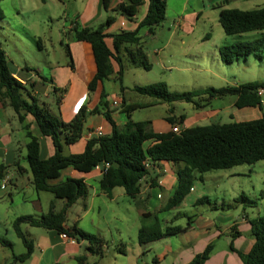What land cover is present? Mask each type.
<instances>
[{
    "label": "trees",
    "instance_id": "trees-1",
    "mask_svg": "<svg viewBox=\"0 0 264 264\" xmlns=\"http://www.w3.org/2000/svg\"><path fill=\"white\" fill-rule=\"evenodd\" d=\"M108 3L109 0H102L103 9L107 10ZM145 3V13L132 31L106 33V28L114 21L113 15L107 16L96 27H83L75 21L71 23L69 31L72 39L91 45L96 64V72L87 84L88 95L94 93L98 87H100V92L96 105L87 110L86 104H81L74 117L68 122H64L53 113L45 102L39 100L23 82L13 75L6 53L0 47V99L7 101L20 122L24 121L25 115L30 114L39 133L49 137L54 148L52 155L41 158L39 141L29 131L28 125L24 124L27 136L26 160L31 183L36 191H48L56 199L64 201L59 211H55L54 202H51L48 213L44 215L38 217L19 215L13 219V231L22 241L25 251L18 255L13 254L8 264L22 262L32 253L33 240L23 231V224L53 229L77 240H86L90 252L101 254L102 246L106 244L102 237L76 226H65L67 209L77 199L87 195L88 186L83 179L72 177H67L56 184H50L49 180L57 178L63 168L72 167L79 172L87 173L99 166L101 170V177L98 180L100 190L110 196L114 187H121L128 198L134 201L140 193L141 179L149 173L154 163L159 161L180 163L182 167L176 172L177 186L159 210L161 212L180 206L189 193L196 174L201 177L202 174L214 169H227L235 165L252 164L264 160V115L247 121L180 126L179 132H173L171 129L165 132H155L150 127L149 120L133 121L130 119L131 111L144 107L133 103L126 106L128 120L122 126L115 124L110 115L108 94L103 88V81L109 79L114 73L121 81L123 65L119 53L123 46L133 65L141 66L146 70L150 69L145 53L139 48L138 31L146 27L147 32L151 34L153 27L162 23L165 19L166 2L165 0H121L113 9L131 18ZM218 10V22L226 35L264 30V5L252 9H238L226 8L221 4ZM109 36L112 39L111 46L106 43V38ZM37 44L40 47L39 39ZM125 44H133L136 47L128 49ZM261 48L262 40L257 38L222 45L218 47L217 54L221 62L231 64L251 54L260 57ZM65 52L68 65L71 66L68 43L65 44ZM259 87L264 88V84L247 81L237 85L177 92L170 91L164 82L159 81L149 85H136L132 89L141 96L152 97L155 103L185 101L193 103L197 109L202 106L198 100L205 101L204 104H206L211 98L233 95L236 108H260L261 97L256 93ZM56 90L57 88L54 87L53 91ZM120 90H123L121 84ZM87 114L103 115L111 125V132L87 139L80 153L64 154V145H71L81 138ZM166 119L172 126L180 125L183 117L168 116ZM105 163L108 164L107 168L104 167ZM2 167L0 165V169ZM203 200H207V197H199L196 203H201ZM237 200L243 202L248 200V197L241 193ZM157 213L158 211L142 212L141 225L137 232L139 245L144 246L153 241L179 234L189 227L190 222H187L185 226L172 224L163 226ZM248 223L254 239L249 251L242 253L234 249L232 240L229 242V248L236 252L242 264H264V214L249 218ZM237 235H239L237 230L231 233L232 238ZM0 244L12 249V242L3 236H0ZM211 248V244H207L201 252L196 253L183 264H205ZM117 250L124 253L120 246Z\"/></svg>",
    "mask_w": 264,
    "mask_h": 264
},
{
    "label": "crops",
    "instance_id": "crops-1",
    "mask_svg": "<svg viewBox=\"0 0 264 264\" xmlns=\"http://www.w3.org/2000/svg\"><path fill=\"white\" fill-rule=\"evenodd\" d=\"M120 1L121 0H109L107 10H105L102 7V0H82L80 10L76 11V16L79 19L80 25L83 27H96L99 23L103 22L107 16L113 15L114 21L106 28V33L111 34L123 30H134L145 13L146 3L138 8L137 13L134 16L128 18L113 10ZM204 1L206 2V5H204ZM165 2L166 10L170 2L172 6L177 7L176 13L178 16L181 17L183 14V16L187 14L191 20L194 16L196 19L203 17L207 8L213 9L214 18L218 20V6L221 4L226 8L238 9L248 8L246 6L251 4H256L253 6H259L258 4H261L260 6L264 5V0H199V4L195 5V8L191 7V10L188 12L186 10L188 9L189 0H165ZM183 16L181 19L178 17L174 25L167 28L170 33L163 44L157 45L158 47L150 51L151 53L148 51L147 54L145 53L147 61L149 56H152V59L160 63L161 66L163 65L162 52L165 51L164 49L167 44L170 43L172 39L171 35L174 32L177 34V39L173 44L177 46L179 51H181L178 52V55L184 57L187 55L186 52H184V47L189 41L188 35L193 33V27L182 22H185L187 18L183 19ZM160 25L153 27L151 35H155V29ZM70 27L71 24L69 28ZM221 31L224 33L223 30ZM193 38V40L207 43L211 36L208 35V33H205L197 38ZM240 39L241 37L238 35L220 34V41L213 38V46L215 51H217L218 47L222 45L244 41ZM111 42V37H107L106 43L108 46H111ZM68 46L71 56V66L68 65L67 61L65 66H60L59 70L53 73L59 86L51 82V77L47 84V87H50L52 90L54 87L59 90L63 89L61 94H58L59 92H57L56 95L51 94V98L57 103L59 108V113L57 115L64 122H68L74 117L81 104H86L87 110L96 105L100 92V87H98L93 95H88L87 91V84L96 72V64L91 45L87 42L73 40L68 43ZM123 47L121 49H124ZM38 48L41 51L44 50L47 52L46 48L43 47L41 43ZM128 49H132V47H129ZM8 60L13 75L23 82L25 86L26 80L28 79L35 84L37 82L48 80L41 75V81H39L38 77L35 75L37 72L28 69L26 65L21 66L9 58ZM50 62L46 63L50 65ZM51 67L52 64L49 68ZM49 72V74H51V69H49ZM59 73L63 76L60 79L62 81H58L57 79ZM70 82H72V87ZM168 84L166 83L170 88V85ZM37 86L40 87L39 85ZM69 86L71 88H69ZM132 88H127L125 90H120L119 88L117 93L110 95L111 100L117 99L118 101L117 106H113L112 101L111 106H109L111 118L118 126H122L128 120L126 113V106L128 104L138 103L144 107H149L156 102L152 97L137 94ZM35 93L37 92L35 91ZM32 94H34V92H32ZM46 96L49 97L50 93L47 92ZM38 99L41 100L40 98ZM234 100L235 97L230 98L229 104L224 108H213L212 113L204 109H198L191 118L188 120L184 119L179 124L181 127H189L198 125L197 122L212 119L213 122L224 123L219 121L223 120L222 117H228L230 119L235 118L232 121L251 120H241L240 118L251 116L250 114H253V109L258 107L236 108L234 106ZM132 112L133 111L129 113L130 119ZM237 113H240V115L244 117H238ZM261 115L256 116L255 118L260 117ZM172 116L174 117V115ZM24 124L28 125L29 131L36 136L39 141L40 157L47 158L52 155L54 148L51 139L47 136H42L39 133L38 128L33 121V117L30 114H27L25 115L24 121L20 122L7 101L5 99H0V165L3 166L0 169V205L3 207L2 213H0V236L5 237L12 242V249L3 247L0 244V264H8L11 262L13 254L18 255L25 251L23 243L19 237L16 236L13 228L12 230L11 228L10 230L8 228L9 225L12 226V221L15 217L19 215H32L38 217L48 213L51 202H54L55 211H59L64 203L62 199H56L52 193L47 191H36L33 187L26 160L27 136ZM94 129L101 130L103 134H109L111 132V125L101 114H87L81 138L71 145H64L63 150L66 149V151H63V153L70 154L82 152L87 140L86 132ZM152 130L155 132H161L154 128ZM168 130H170V127ZM180 167H182L180 163L169 161H159L154 163L151 169H149V173L141 179L140 193L134 201L128 198L121 187H114L110 196H107L101 191L98 186V180L101 177L99 166L87 173L79 172L72 167L63 168L57 178L49 180L50 184H56L67 177H72L83 179L88 186L87 195L77 199L67 209L65 214V226H76L86 232L102 237L106 242V239L100 235V229L97 227V224H99L102 219H104L108 225L114 221L119 222V226L122 225L123 229H115L116 236L113 237L112 240L113 242H116V244L109 249L106 242V244L102 246L101 254L98 255L89 251L88 242L86 240L76 239V243H71L62 239L60 233L56 230L40 227L29 228V226H25V231L33 240V250L26 260L14 264H162V260L164 261L167 259H169L170 264H183L189 261L192 256L203 249L208 241L213 240V234L211 233H213L212 229L214 223L212 219L200 215L193 221H187L190 222L188 229L179 233L174 239L175 241H172L171 238L165 237L144 246L139 245L137 241V232L141 225L142 212H159V210L162 209L177 186L176 172ZM4 177H8V184L2 187L1 179ZM199 177V174H196V178ZM200 178L203 180V175H201ZM199 187L203 188L204 186L202 185L201 187L199 182L195 179L189 193L185 196L180 206L185 205L184 203H186V201L187 203L189 202L188 205L195 206L197 204L196 200L199 197L205 196V194H194V196H191L194 191L199 189ZM16 195L18 203L21 205V210L16 209L3 219L2 216L5 215V211H9L8 207L15 202ZM115 205L119 207H115ZM177 208H173L176 214L171 216L172 219L169 217L168 219L161 221L163 226L170 224V222L176 217L178 212ZM249 218L250 217L246 213L242 215V220L248 231H250L248 223ZM3 221L4 223H2ZM108 228L111 230L110 227ZM240 235L241 234L239 233V235L236 236L237 238H235L238 239ZM253 241L254 239L251 236L244 248L238 249L234 247V249L246 253L251 248ZM119 246L123 249L124 253L117 250V247ZM14 248L17 252H14ZM224 254L227 259L230 257L231 251L223 250L222 255ZM159 255L162 256L159 257ZM212 257L213 253H211V256L205 261V264H212ZM161 258L162 260H160ZM236 264H242V262L236 261Z\"/></svg>",
    "mask_w": 264,
    "mask_h": 264
},
{
    "label": "rangeland",
    "instance_id": "rangeland-1",
    "mask_svg": "<svg viewBox=\"0 0 264 264\" xmlns=\"http://www.w3.org/2000/svg\"><path fill=\"white\" fill-rule=\"evenodd\" d=\"M198 4L199 0H189L186 11L189 12L191 7L195 8V5ZM81 5L82 0H2L0 3V47L5 51L7 58L21 66L26 65L28 69L37 72L35 75L39 81H41L40 78L42 76L48 79L47 81L37 82L36 84L28 79L26 80V86L41 101L47 103L55 114L59 113V108L57 103L51 98V94L56 95L57 92L61 94L63 89L53 91L50 87H47V84L51 77V82L59 86L53 73L58 71L60 66H65L68 61L65 44L73 41L69 26L73 21L80 24L76 16V11L80 10ZM204 5H206L205 1ZM253 5L256 4L246 6L248 8L245 9L260 7L261 4H258L259 6ZM176 10L177 7L172 6L169 2L165 19L155 29V35L148 34L146 27H142L139 30V48L144 53L147 54V51L151 53L150 51L157 48V45H161L166 41L170 33L167 28L173 26L177 18L179 17L181 19L184 15L181 17L178 16ZM206 13L205 15L207 16L204 15L199 19H196L194 16L192 20L187 14L183 16V19L187 18L185 22H182L193 27V33L188 35L189 41L184 47V52L187 54L185 57L178 55V52L181 51L173 44L177 39L176 32L171 35L172 39L170 43L167 44L164 49L165 51L162 52V66L152 59V56H149L150 60L148 59V62L151 64L150 70L133 65L125 49H121L119 53L123 65L121 81H119L115 73L109 79L103 81V88L108 93L107 101L109 106H111L112 101L110 95L117 93L120 84L125 90L127 88L131 89L134 85H149L162 81L165 84L169 83L170 88L167 87L170 91L177 92L207 87L237 85L247 81H257L264 84V30L247 31L238 34L241 37L240 40L247 41L257 38L262 40V48L259 52L260 57H255L251 54L231 64H225L220 61L217 51H215L213 46V38L220 41V34L225 33H222L218 20L214 18L213 9L207 8ZM205 33L211 36L207 43L193 40V37L197 38ZM38 39L41 45L46 48L47 52L44 50L41 51L38 48ZM125 45L127 48L132 47V49L136 47L133 44ZM46 62H50L52 67L49 68L51 64L49 65ZM49 69H51V74H49ZM62 77L59 73L57 75L58 81H62L60 80ZM70 84L72 87V82ZM71 87L69 86V88ZM47 92L50 93L49 97L46 96ZM233 97V95H225L221 98H211L206 104H204L205 101L198 100L202 106L197 109L191 102H159L149 107L133 110L131 119L133 121L149 119L152 129L154 128L165 132L169 127L171 129V125L166 117L174 115L175 118H178L182 116L183 120H188L198 109H204L212 113L213 108H224L229 104L230 98ZM261 102V107L254 108L253 114H250L251 116L240 119H252L261 114L264 115V96L261 97ZM237 115L238 117H244L240 113H237ZM222 119L219 121L228 122L235 118L222 117ZM208 123H213V119L197 122L198 125ZM63 151L65 152L66 149ZM202 175L204 177L203 180L201 178H196V180L201 187L202 185L204 187H199L191 196H194V194H205L207 200H203L195 206L188 205L189 202L187 203L186 201L184 203L185 205H182L183 207L180 206L177 208V215L170 224L186 225L187 221H193L200 215L212 219L216 225L213 224V231L211 230L213 232L211 233L213 234V240L207 242V244H211L212 246L209 255L211 256V253H213L212 264H236V261L241 260L237 257L238 255L236 256V252L234 253L229 248V242L234 239L232 240L233 248L242 249L252 236L250 231L245 227L242 215L246 213L252 218L264 214V160H259L252 164L235 165L227 169H214ZM241 193L248 197V200L243 202L237 200V197ZM20 206L16 195L15 202L8 207L9 211H5V215L2 218L4 219L16 209L21 210ZM115 207L119 206L115 205ZM2 208V205H0V213H2ZM173 214H176V212L174 209H170L158 212L157 216L162 221L169 217L171 218ZM233 225L234 229H232ZM25 226L29 225L23 224V231H25ZM97 227L100 229V235L106 239L108 247L111 249L116 244L112 240L116 236L115 229H123V226H119V222L116 221L108 225L102 219L97 224ZM8 228L12 230V226L9 225ZM234 230H237L241 234L238 239H236L237 237L232 238L231 236ZM177 236L178 234L168 236L167 238L175 241L174 239ZM223 250L231 251L229 258L226 259L225 254L222 255ZM14 252H17L15 248ZM162 264H170L169 259L162 260Z\"/></svg>",
    "mask_w": 264,
    "mask_h": 264
},
{
    "label": "built area",
    "instance_id": "built-area-1",
    "mask_svg": "<svg viewBox=\"0 0 264 264\" xmlns=\"http://www.w3.org/2000/svg\"><path fill=\"white\" fill-rule=\"evenodd\" d=\"M256 93H257V95L260 96V97L264 96V88H262V87L257 88ZM112 105H113V106H117V105H118V101H117V99H113V100H112ZM171 130H172L173 132H179V131L181 130V127H180V125L175 124V125H172V126H171ZM100 135H103V133H102L101 130H99V129L88 130V131L86 132V137H87V139H89V138H91V137H93V136H100ZM107 166H108V164L105 163V164H104V167L107 168ZM7 184H8V177H4V178H2V179H1V186L4 187V186H6ZM60 236H61L62 239L66 240V241H68V242L76 243V239H75V238L70 237V236H68V235L65 234V233H62V232H61V233H60Z\"/></svg>",
    "mask_w": 264,
    "mask_h": 264
}]
</instances>
